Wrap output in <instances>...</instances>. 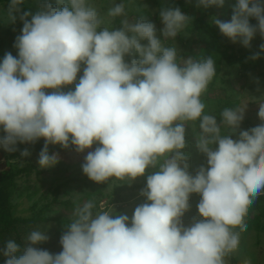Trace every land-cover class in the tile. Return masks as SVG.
Returning a JSON list of instances; mask_svg holds the SVG:
<instances>
[{
  "label": "clouds",
  "instance_id": "obj_1",
  "mask_svg": "<svg viewBox=\"0 0 264 264\" xmlns=\"http://www.w3.org/2000/svg\"><path fill=\"white\" fill-rule=\"evenodd\" d=\"M24 2L9 0L7 6L9 23L23 26L13 44L17 55L6 52L0 60V148L15 152L17 144L43 139L38 164L51 168L60 156L50 146L84 153L97 145L81 165L97 184L114 179L130 185L148 169L158 170L146 176L140 191L146 200L131 217L113 207L94 211L88 200L65 226L61 252L36 247L49 237L33 230L22 252L16 241H6L0 250L5 264H226L247 229L249 207L264 191V94L260 124L247 130L240 127L247 105L225 108L219 123L205 114L201 96L216 74L215 60L178 61L177 48L161 40L176 38L192 19L179 7L159 9L158 36L152 22H130L124 3L109 9L110 17H122L120 27L110 29L87 0H58L59 7L38 0L35 13ZM225 3L196 0V7ZM230 7V21L212 17L220 34L245 48L257 35L264 41V0H234ZM261 53L264 42L250 59ZM74 83V90H63ZM189 121L199 122L196 148L206 157L194 175L184 151ZM222 126L230 133L222 135ZM192 194L200 196V218L185 226Z\"/></svg>",
  "mask_w": 264,
  "mask_h": 264
},
{
  "label": "rangeland",
  "instance_id": "obj_2",
  "mask_svg": "<svg viewBox=\"0 0 264 264\" xmlns=\"http://www.w3.org/2000/svg\"><path fill=\"white\" fill-rule=\"evenodd\" d=\"M56 0H48L52 5ZM131 3L128 6L126 0H87L88 4L92 7H95L99 13L100 18L103 21L102 27L108 28H119L120 23H116V19H122V17H110L108 15L109 9L112 8L115 4L124 3L126 7V11L128 13V19L130 22H135L136 14L132 12L135 10L134 1L129 0ZM141 1L143 6H148L152 12H156L159 6L156 4V0H138ZM162 2H166L167 0H160ZM234 0H230V3H233ZM9 0H5L3 2L0 1V60L3 59L6 52H11L14 56L17 55L16 49L13 47L16 36L20 34V30L22 28V23L17 21L16 24H11L8 21L7 14V6ZM26 5L33 12L38 11V0H25ZM208 10V11H207ZM197 8L196 3L194 8L191 9L192 15H199L203 12H207L211 14L212 17H218L221 15V8L212 7L209 9ZM163 27L162 23L156 29L159 30ZM9 29L11 31H9ZM9 31V33L7 32ZM191 35L188 33H184L181 38L173 41V44L177 48L178 54L182 52H187L192 44V40L190 39ZM145 43V41L143 42ZM163 45L164 42H162ZM237 46H242L239 43ZM250 55L255 53V50L259 51V46L257 43L252 40L251 47L245 48ZM264 53H261L262 56ZM187 59L185 55L182 57ZM84 66H82L83 69ZM264 69H259L257 71H245L242 70L239 66L235 67H226L223 66L221 75L219 79L216 81L215 86L213 88L207 87L205 93L202 94L201 100L206 105L205 114H211L212 106L208 102L206 98L208 96L222 99L221 105H223V100H229L230 102H237L238 108H244L247 105L245 111V118L241 124V130H247L251 127L257 126L260 124V120L258 118V103L259 98L262 94H264V75H260L259 73ZM256 72V73H255ZM82 75V70L78 73L77 82L79 80V76ZM220 79H223V83ZM75 87V83L73 85ZM51 91V90H46ZM214 108V107H213ZM219 120H217L218 122ZM186 136L185 139L188 142V147L184 149L186 153L189 154V172L191 174H195L196 169L202 164L206 163V157L201 154L196 148V139L199 137L195 135L196 132H200L199 122L198 121H189L186 123ZM230 130L227 126H222L221 132H227ZM4 133L0 131V136ZM237 136L234 135L233 139H236ZM88 151H94L92 149L85 150L84 153H77L75 149L71 150L69 153L56 152L60 156V161L54 167L51 168H40L38 164L39 154L35 152H31V155L28 157H22L21 155L17 157H13V152H6L3 148H0V172L8 169L11 165L18 168H23L25 166L34 167L31 174L27 176L22 173L17 181L20 185V190L15 192L13 197V204H16V212L18 215L29 216L36 215L38 211L45 207L50 201L54 198V189L58 184H61L67 181L70 178H76L78 181L71 183V188L67 194L60 193L59 201L64 202L67 200H71L74 203V207H70V209L66 208L64 204L58 202L52 205L51 207H46L44 217L46 218H56L52 220L50 223L58 229V233L61 236L62 232L65 230V226L67 224L62 223L57 218H66L69 219V223L73 219V212L77 206L82 205L84 202L88 201L87 192L93 190L92 186H88L92 184V182L88 179V177L83 174L81 171V165L84 162V157L87 155ZM162 162V160H161ZM66 164H71L67 171H64V166ZM153 170V169H150ZM38 171H41L38 173ZM146 176L137 178L130 185L127 184V181H111L107 187L104 188L103 196L100 194H95L91 200H100V205L97 211L104 210H113L115 209L117 214H127L131 217L134 209L138 206V197L140 196V191L144 186H139L133 190L128 189L126 193L135 192L136 197L130 200L128 203H118L115 206H111L109 209L105 208V199L103 197L108 194H112L114 191L115 184H127L128 186H133L136 184H141L146 182ZM124 182V183H123ZM27 186L28 189L26 188ZM199 200H196V205ZM196 218H200L197 216ZM185 226L190 224V221H183ZM47 234V231H45ZM41 245V244H40ZM40 245H36L39 247ZM60 251H57L58 254ZM53 252V251H52ZM51 253V251H50ZM226 264H244V261H250V264H264V232L257 233L255 231H250L245 234L240 235V243L237 250L230 253L225 257Z\"/></svg>",
  "mask_w": 264,
  "mask_h": 264
},
{
  "label": "trees",
  "instance_id": "obj_3",
  "mask_svg": "<svg viewBox=\"0 0 264 264\" xmlns=\"http://www.w3.org/2000/svg\"><path fill=\"white\" fill-rule=\"evenodd\" d=\"M1 2L5 0H0ZM128 6H130L132 3L129 0H126ZM134 2V8L132 12H134L138 18H143L148 22H152L155 24L156 28L160 26L161 21L159 18V9L168 7V8H175L179 7L182 12L186 13L192 19L189 21V23L186 25V27L179 33V35L176 38H168L165 39L161 37L162 42H164V46L166 47H175L173 44V41L176 39L181 38V36L184 33H188L191 35L190 39L192 40V44L187 52H182L178 54V61L180 58H182L184 55L186 57H193L194 59H200L202 57H208L212 56L215 60V66H216V74L213 77V79L209 83V88H213L215 86L216 81L219 79L223 66L226 67H235L239 66L242 70L245 71H257L259 69H264V54L260 56L257 60H252L250 57L252 55L249 54L245 50V47L237 46L239 43L233 44L231 41L223 37L219 29L212 23L211 14L207 12H203L199 15H192L191 9L194 8V5L196 3V0H167L166 2H162L160 0H156V4L159 6L158 10L156 12H152L148 6H143L141 1L133 0ZM230 0H226V3L224 7L221 8V15L219 16V19L224 21H230L232 16V9L229 4ZM131 3V4H130ZM54 7H59L58 0H56L53 4ZM23 7L26 10L33 12L29 9V7L24 2ZM208 11V10H207ZM135 19V20H136ZM116 23H120L121 19H116ZM251 23L255 24L256 21L252 19L250 21ZM9 31H11L9 29ZM9 31H7L9 33ZM158 31V30H157ZM157 35H160V32L157 33ZM257 46H259L262 42L259 35H257L253 39ZM3 41V40H0ZM146 43V41H145ZM258 52L255 50V53ZM0 54L2 52L0 51ZM127 59V58H126ZM83 66V65H82ZM256 73V72H255ZM260 75H264V70L259 73ZM223 83V79H220ZM74 86H67L63 90L68 91L69 89L74 90ZM210 105L212 106L211 114L216 117L218 123L221 120V112L225 108H238V103L236 102H230L229 100H223L220 98L213 99L212 97L208 96L206 98ZM214 107V108H213ZM231 130H228L227 132H221L222 135L229 134ZM195 135L199 137L200 132H196ZM234 137V136H233ZM232 137V138H233ZM44 141L43 139L39 140L34 145H27V144H17V151L12 153L13 157H17L20 155V152L24 148H28L31 152H35L39 154L43 147ZM97 145H93V150L95 149ZM75 149L74 146H70L68 149H63L59 145L50 146L49 151L52 152H62V153H69L71 150ZM189 153V152H188ZM61 164L62 162L59 161ZM71 164H66L64 166V171H67ZM34 167L31 166H25L23 168L14 167L11 165L8 169L3 170L0 172V250L4 249L6 246V241L8 240H14L21 246V252L24 247L25 238L27 235L33 231V230H41V231H47V235L49 237V240L45 243H42L38 248L44 249L47 251H51L52 254L57 253V251L62 250V246L59 243L60 235L58 233V229L54 227L50 222L56 218H46L44 217L45 209L46 207H51L55 203L60 202L59 201V194L64 193L67 194L71 187V183L78 181L76 178H70L67 181L58 184L54 191V198L52 201H50L49 204H47L45 207L41 208L38 213L34 216H22L18 215L16 212V204H13V197L15 195V192L20 190V185L18 184V177L24 173L27 176H29L32 172ZM158 169L147 170V175L151 174L152 172L156 171ZM191 170V169H190ZM189 170V171H190ZM82 171V169H81ZM41 171H38L40 173ZM89 179V178H88ZM90 180V179H89ZM91 181V180H90ZM113 180H110L108 183L105 184H97L93 181L92 184H89L88 186H92L93 190L87 192V199L91 200L92 197L96 194H100L101 197L103 196L104 188L107 187V185ZM124 183V182H123ZM139 186H146V182L141 184H136L133 186H128L127 184H115L114 191L112 194H108L107 196L103 197L105 199V208L109 209L111 206H115L118 203H128L130 200L134 199L136 197L135 192L132 191V193H126L128 189H135ZM27 186L26 188L28 189ZM146 200L145 197L139 196L137 204L144 203ZM196 200H200V196L198 194H192L190 196V210L185 213L184 217L182 218L183 221H190L193 217L198 216L197 211V205ZM100 200H95L96 209L94 211H97L100 205ZM64 204V206L68 209L70 207H74V203H72L71 200H67L64 202H60ZM62 223L68 224L69 219L66 218H57ZM244 223L247 225V229L241 234H245L250 231H255L257 233L264 232V191L261 192V194L254 200L253 204L249 207L247 215L244 217ZM239 231V229H236ZM53 251V252H52ZM5 257L3 256L2 252H0V264H5Z\"/></svg>",
  "mask_w": 264,
  "mask_h": 264
}]
</instances>
